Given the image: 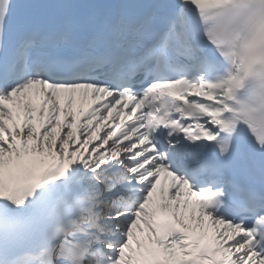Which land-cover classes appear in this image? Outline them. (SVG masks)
<instances>
[{
  "label": "snow or ice",
  "instance_id": "snow-or-ice-1",
  "mask_svg": "<svg viewBox=\"0 0 264 264\" xmlns=\"http://www.w3.org/2000/svg\"><path fill=\"white\" fill-rule=\"evenodd\" d=\"M0 264H264V0H0Z\"/></svg>",
  "mask_w": 264,
  "mask_h": 264
}]
</instances>
